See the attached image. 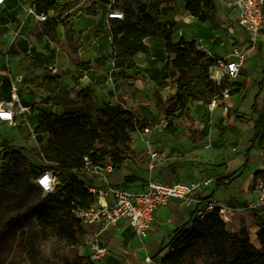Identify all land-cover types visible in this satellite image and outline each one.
<instances>
[{"label": "rangeland", "instance_id": "374dc122", "mask_svg": "<svg viewBox=\"0 0 264 264\" xmlns=\"http://www.w3.org/2000/svg\"><path fill=\"white\" fill-rule=\"evenodd\" d=\"M235 2L212 0L214 12L212 20L207 22L189 18L181 0H174L171 7L179 18L175 22L174 41L184 37L203 43L211 56L218 57H230L235 46L246 51L243 69L235 80L244 85L246 83V87L232 100H228L232 105L227 101L230 107L227 114L220 109L210 113L207 101H195L190 109L175 112L170 122L166 119L165 109L173 94L176 76L171 68L166 69L164 66L166 52L161 40L152 45L155 56L153 63L160 66V72L159 69H147L145 75L142 70L146 67L139 66L132 70V74L139 71L138 77L144 83L141 92L128 82L129 78L124 81L119 77L126 63L125 60L114 59L111 52L108 15L110 12H121L111 7L112 0H97L94 3L90 0H68L67 6L61 3L56 15H69L70 23L67 26L60 25L55 30L44 27V23L38 22L33 15H27L26 10L32 0H4L0 3V19L5 24L2 26L5 32L0 35V102L10 99L8 81L20 75L22 81L18 84L17 96L23 104L35 105L36 108L60 113L69 111L70 102L65 101L66 94L73 100L76 92L88 85H93L95 96L94 101L88 103L90 108L101 107L104 102L123 104L125 108H135L136 104L139 107L137 114L150 117L148 126L152 132L143 134L142 131H135L130 134L131 142L126 144V149L123 146L122 149L124 154L132 157L133 164L116 167L114 173L118 175L127 167V170L132 171L128 174L139 177L132 182L139 184L153 179L148 178L152 172V176L161 174L163 178L172 177L186 182L213 179V183L204 189L203 195L211 194V197L222 199L220 201L225 205L237 208L235 222L227 226V239L233 241L231 236L255 228L256 221L246 207L253 199L252 190L257 177L246 188L249 194L244 193L243 183L249 171L254 169L250 157H258L259 163L260 151H264V51H261L264 42L251 46L248 34L236 20ZM160 3L164 5L163 0ZM50 57H53V63L46 68V60ZM151 62L149 60V64ZM81 63L87 69L80 66ZM162 74L168 75L165 82L168 87L164 89L159 88L155 81ZM239 86L243 85L236 83L235 87ZM155 91L160 101L155 97ZM53 93L61 96L58 103H51L50 96ZM258 96L260 100L255 102L254 98ZM235 115L240 116L238 120H235ZM27 116L30 124L35 126L34 116ZM169 123L173 132L168 129ZM196 131L203 138L194 142L192 136ZM37 135L33 138L28 125L21 122L20 118L14 127L0 121V157L4 152L2 142L7 140L8 145L22 158L27 180L36 185V176L31 167L46 164L43 146L47 139L46 133L41 134L40 140ZM146 139L158 149L169 150L167 156L155 162L152 170L148 168L145 158ZM208 142L211 146L206 148ZM177 154L179 157L175 158ZM4 161L0 159V167L5 163L13 164L11 160ZM172 167L180 169L176 176ZM239 168L241 175L233 183L215 188L216 179ZM5 181L4 196L0 200V264H71L73 255L87 257L93 264H160V257L168 252L165 250L149 259L139 240L136 245L140 246V250H137L136 245L121 240L119 229L116 228L97 234L93 227L82 226L84 233L78 238L81 242L71 243L63 237L62 232H56L49 225L47 212L42 210L43 205L40 203L46 193L39 195L28 184L23 189L17 186L11 176ZM118 184L133 190L139 189L134 184L125 185L124 179ZM234 216L231 215L232 221ZM120 224L121 221L117 226ZM245 237L256 249L261 247L259 240L254 244L250 235H243L241 239ZM97 241L107 250L99 259L92 258L94 250L91 245L94 242L97 244ZM209 262L207 249L199 243L183 264ZM255 264L261 263L257 260Z\"/></svg>", "mask_w": 264, "mask_h": 264}, {"label": "trees", "instance_id": "16d2710c", "mask_svg": "<svg viewBox=\"0 0 264 264\" xmlns=\"http://www.w3.org/2000/svg\"><path fill=\"white\" fill-rule=\"evenodd\" d=\"M93 3L97 0H90ZM64 2V3H63ZM112 8L120 9L123 17L109 19V33L111 52L114 59L125 60L134 57L138 53L149 55V46L145 43L148 37L159 38L163 41L167 54L165 68H171L175 77V92L168 99V107L165 109L166 119H174V113L180 110L190 109L195 101L208 102L209 98L220 94L222 88L228 84L226 79L220 83L213 81L209 76V67L214 62L210 57L195 48L194 40L181 37L174 41V21H162L160 19L162 7L160 0H112ZM67 6L68 0H33L32 4L39 13L51 9L58 10ZM185 11L200 22L210 21L214 12L212 0H184ZM90 13V9H88ZM69 15H57L43 22L44 27L55 30L62 25L70 23ZM0 19V35L5 32ZM53 63V57L46 60V68ZM80 66L87 69L86 65ZM160 72V70H158ZM81 75V73H80ZM123 79H136L138 74H129L121 71L118 75ZM168 75L161 80L155 78L158 87H165ZM153 79V78H152ZM9 83V82H8ZM10 85V84H9ZM8 85V86H9ZM132 85V84H131ZM232 84L231 95L244 91V86L235 87ZM64 94V93H63ZM155 97L160 101L157 91ZM66 94L65 101L69 103V111L56 112L36 108L31 105V114L36 120L34 131L41 139V134L46 133L47 139L43 146L46 164L32 166L31 169L37 177L45 170H52L56 184L51 192L43 195L40 203L42 210L47 212L49 225L71 243H79V236L83 235L82 225L75 217L73 211L85 208L95 202L96 196L85 187L83 179L84 158L87 157L92 165H101L105 160L112 162L114 167H121L133 163L130 156L124 154L122 146L131 142L130 134L141 131L150 124V117L141 116L136 111L122 107L121 104L104 102L101 107H89V101H94L93 85L76 92L75 99ZM257 97L254 98V100ZM61 96L53 93L50 96L51 103H58ZM28 105L27 103H24ZM254 106V104H253ZM235 115V120L239 119ZM170 129V123L168 124ZM192 138L194 142L202 140L199 133ZM4 152L0 159L5 162L13 161V164H2L0 169V200L4 196L5 184L8 176L14 178L17 186L30 189L41 195L42 189L27 180V170L18 152L8 145V141L2 142ZM242 167V166H241ZM239 168L236 171L221 176L215 180V188L226 187L233 183L241 174ZM264 171H257L254 178ZM6 178V179H5ZM139 179L137 176L126 175L124 182H132ZM208 202L211 194L202 198ZM190 219L178 226L168 237L167 241L160 245L154 256L163 251L168 252L160 257V264H183L185 259L195 251V246L201 243L208 252L210 262L208 264H255L257 260L264 264V228L257 232V238L261 247L256 249L247 237L233 243L227 239L225 222L218 213H208L203 219ZM230 242V243H227ZM152 259V258H151ZM71 264H93L82 255H73Z\"/></svg>", "mask_w": 264, "mask_h": 264}, {"label": "built area", "instance_id": "2783aa9c", "mask_svg": "<svg viewBox=\"0 0 264 264\" xmlns=\"http://www.w3.org/2000/svg\"><path fill=\"white\" fill-rule=\"evenodd\" d=\"M3 2L4 0H0V3ZM234 4L236 20L248 34L251 46L257 45L258 42H264V0H236ZM26 11L27 15H33L38 22H45L57 16L54 9L39 13L33 5H30ZM108 16L109 18L121 19L123 14L122 12H110ZM194 42L197 50L214 57L210 55L206 45ZM245 61L246 51L236 46L230 52V57H214V62L209 67L210 78L217 83L226 79L228 84L222 88L220 94L209 98L206 106L210 113L217 109L222 110L225 114L228 113L230 107L227 101L232 96L230 89L239 77ZM21 81L22 76L20 75L10 79L11 97L7 101L0 102V121L14 127L18 124L20 118L21 122L28 125L32 137L35 138L37 133L27 116V114H31V105L23 104L17 96L18 84ZM208 123L211 124L210 121ZM151 129L147 126L142 128L141 131L143 134H150ZM210 146V142L205 144L206 148ZM144 151L148 168L151 170L160 157L168 154L154 147L147 139ZM174 157L178 158L179 155L177 154ZM114 170L115 167L109 160H105L101 165L94 166L87 157L84 158L83 179L86 178V180L84 179L85 187L96 196V200L85 208L74 210L73 213L82 226L93 227L97 234L116 227L118 222L121 221L126 226H130L135 235L144 243L156 230V210L175 200L179 201L180 208L189 210L190 215L192 213L191 222L196 219H203L208 213L212 212L218 213L225 222L226 228L231 220V215L234 212L232 208L218 200L206 202L202 199L204 189L213 183L211 178L197 182L175 181L172 183L150 179L139 189L133 190L111 181V174ZM36 183L44 193H48L54 189L56 178L52 170H45L36 177ZM246 209L250 211L256 221L255 232L257 235V232L262 227L264 228V177L256 179L253 188V199L248 203ZM96 243L94 242L91 245L94 250L92 258L99 259L106 254L107 250L105 247L100 246L98 241Z\"/></svg>", "mask_w": 264, "mask_h": 264}, {"label": "crops", "instance_id": "0c3cea01", "mask_svg": "<svg viewBox=\"0 0 264 264\" xmlns=\"http://www.w3.org/2000/svg\"><path fill=\"white\" fill-rule=\"evenodd\" d=\"M173 1L174 0H163V4L164 5H161L162 11H161V15H160V19L162 21H167V20L174 21V22H177L178 21V19H179L178 18V13H176L171 8L173 6V4H172ZM181 1L184 4V0H181ZM163 9H164V11H163ZM188 16H189V18L196 19L195 17H193L190 14ZM210 20H212V15H211V19ZM4 25L5 24H3L2 26H4ZM108 38H110V33H109V37ZM159 40H161V39L154 38V37H148V38H146L145 39V43L149 46V51H150L149 55H146L145 53H138V54H136L132 58L125 59V63L126 64L123 67L124 68V71L125 72L128 71V73L131 75L132 74V70H133V68L135 66L146 67L145 69L142 70L143 74H145L144 71H147V69H152V70H158L159 69L160 70V66L157 67L153 63V61L155 60V56H154L153 51H152V45H153V43L156 42V41L157 42H160ZM161 42L163 43L162 40H161ZM262 48H264V45H262ZM261 51H264V49H262ZM215 56L216 55H214V57ZM134 58H135V61H136L135 63H133ZM166 58H167V54H166V57L163 59V62L166 61ZM149 60H152V62L150 64H149ZM137 72H139V71H137ZM137 72L135 74H137ZM162 76H163V74L159 76V79H158L159 81L161 80ZM128 82H130L131 84H133V86L135 88H137L138 90H140L139 92H141V88L144 87V83L140 80L139 77L136 78V79H130L129 78L128 79ZM236 83H238V84L240 83L244 87H246V83H245V85H244L243 82H236ZM134 87H133V90H135ZM165 87H168V85L165 86ZM165 87H163V89ZM239 87H241V86H239ZM146 89H147V86H146ZM174 92H175V89L173 91V94H174ZM241 94H243V93H241ZM236 95L237 94L232 95L231 98L233 99ZM258 97L255 99V102L260 100V97L259 98ZM231 98L229 100H232ZM228 104L229 105H232L230 103V101H228ZM134 106H135V108L134 107L133 108L130 107L128 109L129 110H133V111H137L139 107H136V104H134ZM196 133H200V132L196 131ZM194 135H196V134L194 133ZM154 147L157 148V146H155V145H154ZM160 150L163 151V152H166V153H168V151H169V150H163V149H160ZM260 156H261V161L259 163L257 162L258 157H256V159H253L252 157H250V160L249 161L252 162V165H253L254 169H252V171H249L248 175L244 179L243 189H244V193L245 194H249V192L246 191V188L249 187L250 184L254 183V180H253L254 179V174L257 171H264V151L262 149L260 151ZM129 164H133V163H129ZM174 169L175 168L172 167L171 170H174ZM179 170H180L179 167H177V169L174 170L175 171V176L178 174ZM114 171L111 174V181L114 182V183L116 182L117 184L120 183V182H122L123 179H124V177L126 175H130L127 172H132L130 170H127V167H126V169L123 172L121 171L120 174H118V175H116L114 173ZM132 174H134V173H132ZM152 175H153V172L151 174H149V177L148 178H153L156 181H161V182H164V183H172V182H175V181H184V180L173 179L172 177L163 178L161 174L158 175L157 177H156V174L154 176H152ZM263 175L264 174H262V175L260 174V176H258L257 178L263 177ZM130 176H133V175H130ZM193 177H191L190 179H192ZM166 179H168L170 181L167 182ZM191 181H194V180H191ZM184 182H186V181H184ZM128 184H134L136 186V188H139L142 185H144L145 183H140V184L138 182H128V183H125V185H128ZM204 196H206V195H204ZM211 200H218V201H220L222 199L219 200V199H216L214 197H211ZM227 206L230 207V208H232L234 210V212H233V216H234L236 214V211L235 210L237 208L235 206H229V205H227ZM235 216H234V221H232V219H231L230 222L227 224L228 227L230 226L231 223L235 222ZM189 219H190V212H189V210H184V209L180 208L179 201H176L175 200V201H171L166 206L159 207L156 210V220H157L156 230L152 232L151 237L148 239V241H146L144 243H142L141 240H140V238L135 235V233L132 230V228L131 227L126 228V225L124 223H121L120 226H116L114 228L119 229L118 230L119 231V237L121 238V240H123L125 242L126 241L127 242H130V244H132V245L135 246L136 245V242H138V240H139L141 242V244L143 245V250L148 254L147 256L150 258V256H152V255H154V254L157 253V251L160 248V245L164 244L167 241L168 237H170V235L173 232V230H175L178 226L182 225L183 223L187 222ZM230 241H232V240H230ZM138 247H140V246L138 245ZM138 247L136 245V249L137 250H140V248H138Z\"/></svg>", "mask_w": 264, "mask_h": 264}, {"label": "bare ground", "instance_id": "6f19581e", "mask_svg": "<svg viewBox=\"0 0 264 264\" xmlns=\"http://www.w3.org/2000/svg\"><path fill=\"white\" fill-rule=\"evenodd\" d=\"M255 231H256L255 228L254 229H250V230H248L245 233H242L240 235H233V236H231V238H234L233 241H237V240L241 239V237L243 235H250L251 241L254 244H257L258 243V239H257V235H256V232Z\"/></svg>", "mask_w": 264, "mask_h": 264}]
</instances>
